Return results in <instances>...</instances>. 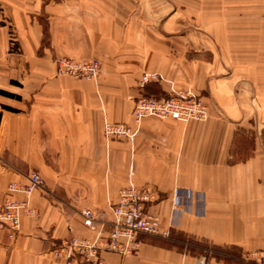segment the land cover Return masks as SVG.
<instances>
[{
    "label": "crops",
    "instance_id": "1",
    "mask_svg": "<svg viewBox=\"0 0 264 264\" xmlns=\"http://www.w3.org/2000/svg\"><path fill=\"white\" fill-rule=\"evenodd\" d=\"M62 58L97 60L100 74L57 75ZM145 74L160 78L141 86ZM172 91L199 96L207 119L134 123L136 98ZM104 122L131 127L133 142L105 140ZM30 172L44 181L28 196L35 215L12 239L0 230V264H65L61 243L94 235L80 212L108 223L129 185L157 193L148 211L168 235H139L136 254L100 251L99 264H201L166 243L180 233L243 259L263 248L261 1L0 0V201Z\"/></svg>",
    "mask_w": 264,
    "mask_h": 264
},
{
    "label": "built area",
    "instance_id": "2",
    "mask_svg": "<svg viewBox=\"0 0 264 264\" xmlns=\"http://www.w3.org/2000/svg\"><path fill=\"white\" fill-rule=\"evenodd\" d=\"M264 7V0H260ZM56 73L73 79L95 80L100 74L97 60L78 62L70 58L57 60ZM155 74H145L141 84L156 80ZM171 118L180 122L204 121L208 117L207 107L201 98L189 91L172 92L166 97H139L132 110L135 124L144 118ZM103 137L105 140L125 139L132 143L136 132L121 123L104 122ZM44 181L36 172H30L23 181L10 182L7 185L3 200L0 201V230H6L10 239L20 229L21 219L35 215L29 206L28 196L33 190L42 189ZM23 198H16L17 195ZM158 200L157 193L147 185L135 187L129 185L119 191L116 203L110 204L112 219L99 222L95 213L89 209L80 212L83 225L94 233L91 238L71 237L61 243L57 256L65 258V264H71L73 258L82 263L99 264L100 251H111L121 255L136 254L140 246L139 235L161 234L157 217L149 213V206ZM246 260L255 264H264V247L243 255ZM205 264V258H201Z\"/></svg>",
    "mask_w": 264,
    "mask_h": 264
},
{
    "label": "trees",
    "instance_id": "3",
    "mask_svg": "<svg viewBox=\"0 0 264 264\" xmlns=\"http://www.w3.org/2000/svg\"><path fill=\"white\" fill-rule=\"evenodd\" d=\"M2 93L6 94L5 92ZM166 243L190 254L203 255L206 259L208 256H214L225 264H255L252 261L243 259L240 249L235 246H214L203 240H196L182 233L173 237L169 236Z\"/></svg>",
    "mask_w": 264,
    "mask_h": 264
},
{
    "label": "rangeland",
    "instance_id": "4",
    "mask_svg": "<svg viewBox=\"0 0 264 264\" xmlns=\"http://www.w3.org/2000/svg\"><path fill=\"white\" fill-rule=\"evenodd\" d=\"M150 75H151V74H150ZM155 75L157 76V79H156V80H158L160 77H159L157 74H155ZM143 76H144V75H143ZM143 76L141 77V80H140V85H141V86H143L144 83H145V82H144L143 84H141V81H142ZM172 92H173V91H172ZM172 92H171V93H172ZM168 95H169V94H168ZM168 95H167V96H168ZM141 96H145V95H141ZM141 96H139V97H141ZM139 97H138V98H139ZM164 97H166V96H164ZM138 98H136V100H137ZM136 100H135V102H136ZM135 102H134V104H135ZM133 107H134V105H133ZM132 110H133V109H132ZM149 118H150V117H149ZM144 119H145V118H144ZM165 119H166V118H165Z\"/></svg>",
    "mask_w": 264,
    "mask_h": 264
}]
</instances>
